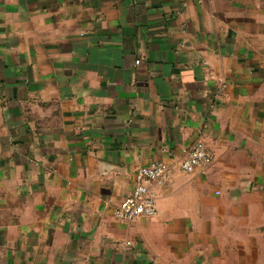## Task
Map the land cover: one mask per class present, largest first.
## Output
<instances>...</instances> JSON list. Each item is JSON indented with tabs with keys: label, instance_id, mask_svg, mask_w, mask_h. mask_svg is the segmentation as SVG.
I'll return each mask as SVG.
<instances>
[{
	"label": "crops",
	"instance_id": "crops-1",
	"mask_svg": "<svg viewBox=\"0 0 264 264\" xmlns=\"http://www.w3.org/2000/svg\"><path fill=\"white\" fill-rule=\"evenodd\" d=\"M0 264H264V0H0Z\"/></svg>",
	"mask_w": 264,
	"mask_h": 264
},
{
	"label": "built area",
	"instance_id": "built-area-1",
	"mask_svg": "<svg viewBox=\"0 0 264 264\" xmlns=\"http://www.w3.org/2000/svg\"><path fill=\"white\" fill-rule=\"evenodd\" d=\"M137 64L140 60L136 61ZM212 154L203 143H197L181 162L186 173L194 172L198 167L208 165ZM171 179V170L167 162L155 160L138 168L132 190L118 203L114 216L125 223L139 217H153L157 214V197L152 190L154 183L167 184ZM131 244V241H127Z\"/></svg>",
	"mask_w": 264,
	"mask_h": 264
}]
</instances>
